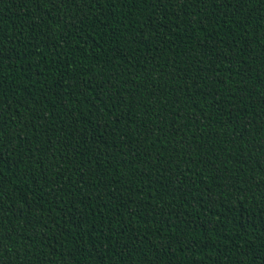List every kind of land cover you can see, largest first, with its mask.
Returning a JSON list of instances; mask_svg holds the SVG:
<instances>
[{
	"label": "trees",
	"instance_id": "16d2710c",
	"mask_svg": "<svg viewBox=\"0 0 264 264\" xmlns=\"http://www.w3.org/2000/svg\"><path fill=\"white\" fill-rule=\"evenodd\" d=\"M0 264H264V0H0Z\"/></svg>",
	"mask_w": 264,
	"mask_h": 264
}]
</instances>
